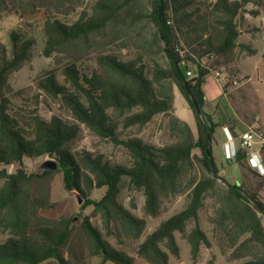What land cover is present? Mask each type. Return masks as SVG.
Instances as JSON below:
<instances>
[{"label":"trees","instance_id":"16d2710c","mask_svg":"<svg viewBox=\"0 0 264 264\" xmlns=\"http://www.w3.org/2000/svg\"><path fill=\"white\" fill-rule=\"evenodd\" d=\"M259 0H96L74 22L47 12L44 49L56 68L37 80L38 89L62 101L70 116L50 119L34 113L27 119L11 109V75L33 58L34 38L12 31V55L0 44V264H72L66 258L73 234V219H50L41 214L52 209L51 182L63 173L64 186L86 197L81 209L94 207L102 229L85 217L83 230L92 256L101 264H135L136 258L117 249L107 238L143 241L137 255L149 264H171L181 256L177 233L191 248L194 259L212 239L201 225V211L213 200L214 232L232 250L231 258L242 264H264V208L259 191L225 186L217 167L212 142L220 124L204 110L207 64L212 58L233 62L241 35L237 19L250 3ZM150 3V6L149 4ZM7 7L0 0V13ZM17 13V12H16ZM133 31V33H132ZM167 48L170 51L168 55ZM132 50V54L125 51ZM66 59V63L61 62ZM65 83L59 79V70ZM194 71V74H193ZM191 76V77H190ZM177 86L194 111L198 137L174 109ZM206 120L194 107L189 92ZM168 115L176 141L159 147L140 137L123 138L120 127L145 128L158 115ZM83 126L96 136L125 147L130 164H113L101 154L74 150ZM264 153V147L262 149ZM51 157L59 169L44 176L29 171L25 160ZM15 166L14 172L10 167ZM128 185L145 195V213L156 217L166 200L184 195V209L162 221L145 236L147 221L134 215L121 201ZM105 189L100 200L90 199Z\"/></svg>","mask_w":264,"mask_h":264},{"label":"rangeland","instance_id":"374dc122","mask_svg":"<svg viewBox=\"0 0 264 264\" xmlns=\"http://www.w3.org/2000/svg\"><path fill=\"white\" fill-rule=\"evenodd\" d=\"M95 1L6 0L7 7L0 13V44L6 46L9 56H11L12 43L10 34L12 31L19 30L25 38L35 39L32 60L21 70L14 72L10 77V83L13 88V92L10 95L11 109L16 116L27 119L32 114L37 113L47 119H50L53 115L72 118L62 101L48 97L37 87L38 78L45 72L57 67L54 58H47L43 54L45 41L44 23L47 19L48 11L56 13L64 21L74 22ZM206 1L211 2L215 0ZM259 1L260 3H250L245 10L246 14L237 19L239 30L244 32L238 39V43L248 45L250 49H237L233 62L216 58L207 61V64L211 66L212 74L207 77L206 91L210 94L213 91L218 92L220 90L214 74L217 71L221 72L223 74L221 85L224 95L219 96L216 102L225 106L235 116V119L231 120V122L240 124L241 131H245L248 127H253L257 128L264 136V23L261 22V18L264 16V0ZM148 4L150 6V3ZM125 54L127 56L132 54V50L125 51ZM61 62L66 63V59L61 58ZM62 68L63 65L61 64V69L58 72L59 79L62 83H65ZM175 88L177 92H181L177 86ZM174 107L181 117L190 121L194 129L193 111L186 98L177 94ZM208 110L211 109L208 108ZM187 116H192V119H189ZM169 120L168 115H158L142 130H139L138 127L124 129L121 125V135L123 138L137 136L159 147L171 145L176 141V138L171 133ZM195 136L198 137V128H195ZM217 138V143L213 142V149L217 165L219 167L225 165L222 178L230 184L240 186L242 178L240 167L234 164L230 165L225 159L223 140H226V138L223 131H219V137ZM72 147L76 151L87 149L96 154H101L113 164H130V154L125 147L116 146L112 142L96 136L85 126H83L81 138ZM50 159L53 158L48 156L36 159L27 158L25 165L29 171L37 173L41 164ZM9 169L11 172H14L16 167L11 166ZM2 185L3 181H0V187ZM104 193L105 189H96L90 195V199L100 200ZM51 200L55 203V207L42 210L41 214L44 217L50 219H59L61 217L68 219L78 218L77 222L73 223L74 234L69 249L66 252V258L72 264H101V257L90 254L88 239L82 225L84 218L90 217L91 222L99 229H102L101 218L94 213L93 206H89L85 210L81 209L77 195L66 190L63 173L61 172H56L52 179ZM121 201L134 215L146 219V236L162 221L184 209L187 198L184 195H179L166 200L161 213L156 217L146 215V199L142 191L134 190L126 185L121 195ZM214 214V202L208 199L200 216L203 229L207 231L212 239V246H203L200 256L194 259L190 246L177 233L182 251L179 258L171 257V264H242L244 262V260L232 259V250L214 232V226L210 221ZM262 222L264 225V215H262ZM6 238L7 235L0 232V242L5 241ZM107 239L117 249L134 256L136 258L135 264H149L136 253V249L144 237L141 240L131 242L118 241L114 237ZM44 264L57 263L49 261ZM106 264L117 263L108 261Z\"/></svg>","mask_w":264,"mask_h":264},{"label":"crops","instance_id":"0c3cea01","mask_svg":"<svg viewBox=\"0 0 264 264\" xmlns=\"http://www.w3.org/2000/svg\"><path fill=\"white\" fill-rule=\"evenodd\" d=\"M243 33L244 32L241 31V35H243ZM214 76H215V74H214ZM215 79H216L217 84H218L219 89H220L218 92L213 91L212 93H210L211 95L207 93V91H206L207 78H206V82H205V85H204L205 101H206L204 110H205V112L207 114H209L211 116L212 120L215 123L220 124V126L217 128V130H216V132L214 134L213 142L215 141L217 143V139H218L217 137H219V131H223L224 136L226 138V140H223V149H224V154H225L226 161L230 165L234 164V165L240 167L241 172H242V178H241V185L240 186H242L244 188H247L250 191H254L256 186H257L258 180L261 179L262 177H264V174H262L259 170H257L256 168H254L251 165L250 152L247 151V150H244V149H240V138H241V135H242L243 131H241V129H240V124H238L236 122H233V123L231 122V120L235 119V116L232 113H230L225 106H223L220 103L216 102L218 97L221 96V95H224V94H223V89H222V85H221V79H218L216 76H215ZM177 94H180V95L184 96L181 92H177V89L174 88L175 99H176V95ZM175 99H174V104H175ZM208 108L211 109V110H208ZM173 112L180 119H182L185 122H187L190 125L193 133L195 134V128L196 129L198 128L199 122L197 120V117H196L194 111H193L194 129L191 126L190 121H187L186 119H184L183 117H181L177 113V111L175 110V107H174V111ZM187 117H189V119H192V116H187ZM213 142H212V147H213ZM231 143H232V147H234V149L238 151V154H237V156L235 158H230L229 159L228 158V153H230V151H231ZM260 148H261L260 145L257 146L255 148V151L256 152H260ZM213 153H214V149H213ZM214 157H215V154H214ZM260 158H261L260 160L263 163V167H264V153L263 152H262ZM215 161H216V158H215ZM217 167H218V169L220 171L221 177H223L222 176V172H224V170H225V165H222V167H219L217 165ZM232 185H236V184H232ZM237 186H239V185H237ZM259 196H260V199L264 202V188L259 191Z\"/></svg>","mask_w":264,"mask_h":264},{"label":"built area","instance_id":"2783aa9c","mask_svg":"<svg viewBox=\"0 0 264 264\" xmlns=\"http://www.w3.org/2000/svg\"><path fill=\"white\" fill-rule=\"evenodd\" d=\"M261 22L264 23V16L261 18ZM222 73L217 71L215 72V76L218 79H221ZM260 145V152H256L255 148ZM264 147V136L259 132L257 128L248 127L245 131L242 132L240 138V149H244L250 152V162L251 165L259 170L262 174H264L263 163L261 162V154L262 149ZM238 154V151L232 147L231 143V151L228 153V158H235ZM258 158V159H257Z\"/></svg>","mask_w":264,"mask_h":264},{"label":"water","instance_id":"95a60500","mask_svg":"<svg viewBox=\"0 0 264 264\" xmlns=\"http://www.w3.org/2000/svg\"><path fill=\"white\" fill-rule=\"evenodd\" d=\"M167 52H168V55H169V54H170V51H169L168 48H167ZM188 92H189V96H190V98H191V100H192V102H193V104H194V107L196 108V110H197V112H198L200 118H201L202 120H206V119H205V116H204V114H203V111H202V109H201V107H200V105H199V103H198V102L196 101V99L192 96L191 92H190V91H188ZM173 111H174V109H173ZM58 169H59V162L56 161V160H54V159H50V160H47V161H45V162H43V163L41 164V166L39 167V169H38V171H37V175H38V176H44V175L47 174V172H49V171H53V172H55V171H57ZM220 182H221L222 184H224L225 186H229V183H228L225 179H223V178L220 179ZM77 198H78L79 204L82 205V204L84 203L85 197L82 196V195H80V194H77ZM256 207H257L262 213H264V208H262V207H260V206H258V205H256ZM77 220H78L77 217L73 218V223H76Z\"/></svg>","mask_w":264,"mask_h":264}]
</instances>
